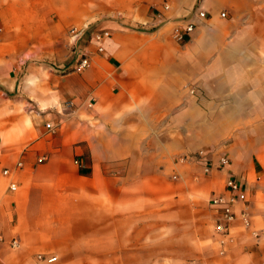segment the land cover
<instances>
[{"label": "crops", "instance_id": "obj_1", "mask_svg": "<svg viewBox=\"0 0 264 264\" xmlns=\"http://www.w3.org/2000/svg\"><path fill=\"white\" fill-rule=\"evenodd\" d=\"M57 2L90 19L68 60L54 39L41 50ZM202 3L207 23L177 40L165 13L137 26L128 0H0V233L19 242L0 243V264H264V0ZM186 82L204 122L183 107ZM217 99L238 135L200 146ZM228 179L251 228L222 237L209 200Z\"/></svg>", "mask_w": 264, "mask_h": 264}, {"label": "rangeland", "instance_id": "obj_2", "mask_svg": "<svg viewBox=\"0 0 264 264\" xmlns=\"http://www.w3.org/2000/svg\"><path fill=\"white\" fill-rule=\"evenodd\" d=\"M67 1V0H66ZM123 1V0H121ZM125 1V0H124ZM129 6L132 11L133 18L137 21V26H144L143 17L149 12L153 18L156 19V26H159V19L162 14H167L169 17L168 24L165 25L167 29L171 30L174 26H177L179 23H184L187 20H193L195 25L199 26L204 23H207L206 18H199L196 16V11L199 7L205 10L203 6V0H185L184 4L177 6V4L173 0H128ZM106 3V2H105ZM79 2H72L71 4L59 3L55 4V7L49 9L48 12V23L52 27L53 34H48L47 28L44 30V34L40 35L41 42L45 44H41L43 49H47L48 45L46 43L53 41L54 39V47L56 49V54H60L64 52L65 48H67V60L70 58L72 47L74 43V37L72 33L77 32L80 28H83L88 22L89 16L88 14H79L76 8L79 6ZM83 5H86L83 3ZM165 5H169L168 8H165ZM117 9V11H108L107 15H111L114 17L122 16L123 11ZM206 11V10H205ZM223 11V10H222ZM230 12L225 11V17L228 16ZM131 16V15H130ZM140 23H139V22ZM67 36V40H66ZM185 37V36H184ZM184 39V38H183ZM36 47V46H34ZM197 87L192 82H186L183 85V100L182 104L184 108H188L189 113H195V120H200V122H204L207 119L206 113H208V105L206 103H202V101L198 100L197 96ZM222 96V95H221ZM199 106V109H198ZM223 107L224 101L223 99H217L215 105V121L218 124L215 129V136L210 138H201L199 139V145L204 147H214L220 145H226L235 140L238 132L227 131L224 129L223 125ZM199 114V115H198ZM192 118V117H191ZM213 129V128H212ZM211 130V129H210ZM210 225V223H209ZM187 264H190L187 262Z\"/></svg>", "mask_w": 264, "mask_h": 264}, {"label": "built area", "instance_id": "obj_3", "mask_svg": "<svg viewBox=\"0 0 264 264\" xmlns=\"http://www.w3.org/2000/svg\"><path fill=\"white\" fill-rule=\"evenodd\" d=\"M169 5H165V8H168ZM225 13H221V16H224ZM196 16L199 18H206L207 12L201 7H199L196 11ZM195 27V22L193 20H187L184 23H179L176 26V31H174L173 36L177 40H183L184 36L190 33ZM108 32H103L98 35H96V39H100L103 36H107ZM87 65V59H81L78 67H85ZM45 127L47 130L53 131V125L51 123H46ZM202 154V151L198 153V155ZM45 159V156L39 157V161H43ZM75 162H78L75 160ZM23 163L21 160H19L16 163V167H22ZM4 175H9L10 170L5 168L3 169ZM226 186L230 190V195H225L222 193H213L210 197L209 204L212 209V211L216 214V220L213 225L214 232L216 234L221 235L222 237H225L227 234H229L232 223L236 220L240 221V224L244 230L250 231L251 228V216L244 206L239 212H236L234 210V205L237 201H243L244 200V193L240 189L239 183L235 179H228L226 181ZM9 188L11 190H14L16 188V184L14 182L9 183ZM251 233L256 236V233L254 230H251ZM7 241L5 237L0 233V243H3ZM9 245L11 247H17L19 242L17 238L12 237L8 241ZM221 243L223 240L221 239ZM38 257H41V255H38ZM54 257L47 259L48 261L53 260ZM190 264H196V263H190Z\"/></svg>", "mask_w": 264, "mask_h": 264}]
</instances>
